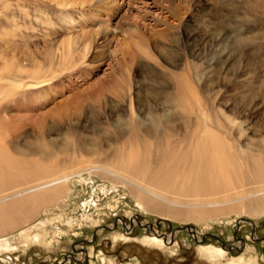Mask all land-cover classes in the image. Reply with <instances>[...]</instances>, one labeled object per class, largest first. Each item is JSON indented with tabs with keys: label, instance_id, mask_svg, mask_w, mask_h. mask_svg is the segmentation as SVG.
<instances>
[{
	"label": "rangeland",
	"instance_id": "obj_1",
	"mask_svg": "<svg viewBox=\"0 0 264 264\" xmlns=\"http://www.w3.org/2000/svg\"><path fill=\"white\" fill-rule=\"evenodd\" d=\"M97 1L8 0L18 33L14 37V25L0 23V50L6 52V40L15 38L12 53L0 63L13 56L19 75L31 69L41 74L37 79L20 75L13 99L0 102V145L11 150L13 142L41 137L71 141L78 148L82 138L101 128L110 152L109 138L116 136L117 126L128 128L134 115L162 117L171 111L181 126L183 117L196 120L201 105L244 166L240 150L264 143V22L259 14L247 11L246 0H120L116 7ZM7 12L0 9V19ZM157 16L172 27L153 19ZM219 32L227 37L220 39ZM178 73L190 77L201 100L184 89L187 109L170 97ZM206 124L216 125L208 117ZM74 157L70 171H81L86 182L60 195L57 202L69 200L64 209L44 206L31 222L4 232L11 247L0 252V264H264V211L246 212L239 202L228 214L198 216L190 210L199 202V181L150 179L157 165L153 157L141 182L143 187L154 183L160 193L150 198L161 208L148 209L127 183L90 173L84 160L93 157L81 151ZM57 214L61 220L39 225ZM60 228L64 233L58 239ZM38 233L40 239L33 241Z\"/></svg>",
	"mask_w": 264,
	"mask_h": 264
},
{
	"label": "bare ground",
	"instance_id": "obj_2",
	"mask_svg": "<svg viewBox=\"0 0 264 264\" xmlns=\"http://www.w3.org/2000/svg\"><path fill=\"white\" fill-rule=\"evenodd\" d=\"M102 1L98 0L97 2ZM119 1L106 0L105 3L112 6L115 4L116 7L118 3L120 4ZM185 1L181 0L182 3ZM246 2L247 11L258 13L259 19L264 22V0H246ZM149 4L153 7L156 5L153 2H149ZM10 6L11 3L8 0H0V9L9 10L3 16L4 18L0 19V23L3 22L9 26L14 25L15 29L10 32L16 37L18 33L17 22H15L16 13L13 12L14 15L12 14ZM153 19L172 27L170 21L166 19L163 20L158 16L153 17ZM1 26L2 24H0ZM10 32L8 36L11 35ZM226 37L221 35L220 39ZM14 39L6 40L10 45L6 52L0 50V59L3 55L6 56L5 53H12ZM145 50L147 51L146 48ZM221 52L225 51L222 49ZM18 65L13 56L0 63V80H4V86L0 85V102L8 101L14 97L16 85L22 83L20 82V75H30L37 79L39 78L38 74H41L39 70L31 69L19 75ZM175 76L178 79V85L170 97L177 105L187 109L188 106L184 102L187 95L186 90H189V94L195 96L197 101H201L186 73H178ZM5 89H7L6 93H4ZM220 111L224 112V109H220ZM207 117L213 124L217 123L215 117L208 115L206 109L199 105L195 121L189 116L183 117L184 123L182 125L186 126V129L183 128L185 130H182V125L175 123L177 117L171 111L164 112L162 117L150 114V112L142 117L134 115L128 128L125 127L126 123L117 126L116 136L109 138L112 146L110 152L105 148L101 128H97L96 132L89 138H82L78 148H74L75 145L71 141H45L41 137H37L28 143L13 142L11 143V150L0 145V252L9 250L11 247L7 237L3 235L4 232L31 222L44 206L57 205L59 210L67 206L69 201L67 198L57 202L60 195L72 190L77 182H82V184L86 182L81 171L76 172V174L70 171L72 159L75 158V153H80V151L93 157L92 160H84L89 165L87 170L90 173L99 175L101 173L103 176H110L114 182L121 180L123 183H127L126 185H130L128 187L131 188L133 194L141 202L147 203L148 209L161 208L156 203L157 201L155 202L150 198L151 194L158 192L154 183L143 187L141 182L143 173L149 169V160L153 157L157 165L150 172V179H174L179 176L188 181H199V202L195 204V209H192L191 205L189 206V209H192L190 211H194L198 216L228 214V211L235 210L239 206L237 204L239 202H243L246 212L264 211V143L257 144L252 151L240 150V155L245 163L242 166L238 163L229 144L218 134L219 124L212 126L211 129L206 124ZM177 136L180 138L175 141L174 137ZM59 155H63V158L60 159ZM172 185L170 186L172 187ZM104 188L102 187L103 190H105ZM194 196L196 197V195ZM167 210L169 209L167 208ZM176 212L185 214L186 217L187 212H184V209H179ZM61 216L63 215L57 214L53 218L47 217L40 221L39 225L44 226L47 222L53 223V220H61ZM74 221V218H70L67 223L69 226H73ZM25 230H21L20 234L24 236ZM63 233L60 228L55 237L59 239ZM55 237L51 238L47 244H52ZM39 239L40 234L38 233L34 236L33 241ZM153 239L162 241L156 235ZM215 251L224 254L221 247H217ZM108 264H116V262L109 260Z\"/></svg>",
	"mask_w": 264,
	"mask_h": 264
},
{
	"label": "water",
	"instance_id": "obj_3",
	"mask_svg": "<svg viewBox=\"0 0 264 264\" xmlns=\"http://www.w3.org/2000/svg\"><path fill=\"white\" fill-rule=\"evenodd\" d=\"M188 227H190V228H191V226H190V225H188ZM82 249H85V248L83 247ZM66 259H67V256H65L63 260H66ZM59 262H60V261H59Z\"/></svg>",
	"mask_w": 264,
	"mask_h": 264
}]
</instances>
